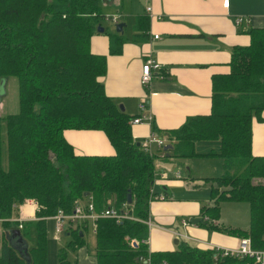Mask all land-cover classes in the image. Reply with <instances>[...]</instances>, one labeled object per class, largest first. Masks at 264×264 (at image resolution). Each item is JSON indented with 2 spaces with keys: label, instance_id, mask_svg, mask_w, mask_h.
I'll return each mask as SVG.
<instances>
[{
  "label": "trees",
  "instance_id": "obj_1",
  "mask_svg": "<svg viewBox=\"0 0 264 264\" xmlns=\"http://www.w3.org/2000/svg\"><path fill=\"white\" fill-rule=\"evenodd\" d=\"M101 3L0 0V81L13 76L17 84V111L0 115V264H45L46 218L58 208L68 212L75 202L89 200L95 211L124 208L138 218L94 220L95 264H257L250 257H214V249L184 237L173 249L148 250V227L142 220L154 195L156 160L215 155L224 173L205 177L211 202L200 206L203 221L196 224L248 236L253 247H264V155L252 154L250 146L252 121H261L264 110V26L247 28L248 42L232 46L228 71L211 75L207 113L187 116L173 129H156L151 121V129L171 145L161 148L160 155L142 149L131 133L132 115L104 92L105 56L89 48L104 17ZM145 19L139 16L133 24L142 37ZM107 34L109 52H119L124 37ZM64 129H99L113 153H75ZM198 140H217L218 148L197 152ZM28 198L35 200L36 209L34 218L18 228L26 243L18 250L8 241L10 225L17 228L18 222L8 218ZM224 199L247 202L246 228L212 222ZM87 224L83 220L64 228L67 248L82 244ZM56 259L57 264H73L64 248L57 250Z\"/></svg>",
  "mask_w": 264,
  "mask_h": 264
},
{
  "label": "crops",
  "instance_id": "obj_2",
  "mask_svg": "<svg viewBox=\"0 0 264 264\" xmlns=\"http://www.w3.org/2000/svg\"><path fill=\"white\" fill-rule=\"evenodd\" d=\"M223 1L102 2L101 11L104 15L115 16L117 21L125 23L120 32L124 41L117 53L109 52L107 32H114V29L112 21L106 16L100 19L102 30L94 32L89 39L90 50L105 56V73L100 77L104 92L117 104H122L123 110L132 116L138 113V102L145 98L146 109L156 129H173L179 127L187 116L207 113L210 109L211 75L228 71L232 46L248 42L247 28L264 26V0H226V5ZM239 14L246 15L248 21L240 25L235 24L234 16ZM139 16L146 17L144 37L141 36L142 32L138 33L133 29V24ZM147 58L158 62L159 67L152 69L151 79L144 86L140 83L139 76L141 64ZM150 130L151 125L145 120L131 125L132 136L137 141ZM62 134L75 153L96 155L113 153L106 135L99 129H64ZM159 136L164 138V134ZM198 141L194 144L195 149ZM213 142L214 144L209 147L196 151L204 153L217 150L218 141ZM250 146L252 154L264 155V110L261 121H252ZM156 161L164 163L165 160ZM162 165L166 166L165 163ZM164 167L158 166L160 171L152 185L153 193L161 195L162 198H151L148 202V215L158 225L148 229L146 238L148 250L173 249L176 243L173 242L175 235L172 230L184 233L190 238L189 242L195 241L203 247L209 244L236 245L239 236L226 231L208 229L196 223L188 222L186 225L180 223L182 218L200 216V206L210 204L209 182L205 180L206 176L201 175H187L181 182L177 179L184 176L182 173L179 171L177 175L174 171L167 173ZM161 171L165 173L163 177L159 176ZM199 182L206 187V191L194 189L199 186ZM187 190L197 192L187 194L185 193ZM220 202L217 223L227 227L243 228L234 222V219H227L223 215L221 218ZM20 213L31 218L34 210L28 211L25 207L18 206L16 214L12 217H18ZM87 223L90 224V221ZM1 235L0 223V241Z\"/></svg>",
  "mask_w": 264,
  "mask_h": 264
},
{
  "label": "rangeland",
  "instance_id": "obj_3",
  "mask_svg": "<svg viewBox=\"0 0 264 264\" xmlns=\"http://www.w3.org/2000/svg\"><path fill=\"white\" fill-rule=\"evenodd\" d=\"M107 0H102V2ZM102 4V3H101ZM103 22V21H102ZM17 111V84L16 79L13 76H8L5 80L0 81V115L6 113H13ZM213 141H198L196 143V149L201 150L203 147H209L214 144ZM195 149V150H196ZM186 161V163H184ZM160 162V163H159ZM221 158L218 156L210 157H187V158H174L170 157L165 159L164 164L162 161H156L155 168L158 173L161 168L164 167L167 173L177 172L182 173L178 181L183 182L187 175L189 176H215L224 173V169L221 164ZM176 170V171H175ZM264 180V178H262ZM264 182V181H263ZM199 186L194 188L197 190H205L206 187L199 182ZM197 190H187L185 193L193 194ZM184 194V193H183ZM221 218L234 219L233 221L239 224L241 227L246 228L248 225V205L246 201H228L223 200L220 202ZM14 215V214H12ZM188 218V217H187ZM9 220H14V217L10 216ZM14 224V223H12ZM18 224V223H17ZM12 228L13 226L10 225ZM46 230V259L45 264H57L56 254L58 249L64 248L66 250V258L73 264H95L94 259V231L91 224H87L82 230L83 242L75 249L66 247V243L69 240V236L64 232L60 234L54 231V220L50 217L45 221ZM143 264V263H140Z\"/></svg>",
  "mask_w": 264,
  "mask_h": 264
},
{
  "label": "built area",
  "instance_id": "obj_4",
  "mask_svg": "<svg viewBox=\"0 0 264 264\" xmlns=\"http://www.w3.org/2000/svg\"><path fill=\"white\" fill-rule=\"evenodd\" d=\"M226 0L223 1V4L226 5ZM149 9V7H147ZM110 19L113 22H116L117 19L115 16L108 17V15H104V17ZM234 23L237 25H240L242 22H247L248 17L246 15H235L234 16ZM159 67L158 62L147 58L144 60V62L141 64L140 67V76L139 80L140 83L144 86H146L150 79L152 74V69H157ZM138 113L133 115L129 122L130 124H136L143 120L148 121L149 124L151 123L152 119L150 116V113L146 109V100L145 98H142L138 102ZM165 139L156 134L155 131L152 129L150 132L144 136L140 141V145L143 150L148 151L151 153L154 151V149L159 152L160 155H162L163 152H161L162 146L165 144ZM165 173L161 171L159 173V176L163 177ZM175 175H177V172H175ZM150 191H153L152 187L150 188ZM152 198H162L161 195H153ZM25 205L31 206V209H36V202L32 198L25 199V201L18 205L20 207H24ZM122 207H125V203H122ZM123 210H118L113 207H106L101 211H95L93 208L92 201H87L86 204H83L82 202H75L72 209L68 212L63 211L62 209L58 208L55 213L51 214L49 217L54 220V231L57 234H60L64 231V228L68 224H75L77 222H81L83 220L90 221V224L93 227V230L95 228L94 220L97 217H111L114 218L116 221L122 219V218H130V219H138L134 217L133 215L129 214L122 208ZM34 215L31 218L23 216L21 213L18 217H15L14 219L18 222L17 228L21 226V222L27 219H33ZM203 218L206 219V216L204 215ZM149 228L158 226L148 215L145 219L142 220ZM213 223H216V220H212ZM180 223L182 225H186L188 223V220L185 218H182L180 220ZM172 233L175 235V237H184L186 239H190L187 235L184 233L179 232L178 230H172ZM146 241V240H145ZM195 242V241H193ZM198 244V243H196ZM206 247H209L211 249H214V257L216 255L219 256H235V257H250L253 259V261L257 264H264V247L256 248L251 245L250 238L248 236H241L238 237V242L234 246H217V245H207ZM143 264H147L146 260H143Z\"/></svg>",
  "mask_w": 264,
  "mask_h": 264
},
{
  "label": "water",
  "instance_id": "obj_5",
  "mask_svg": "<svg viewBox=\"0 0 264 264\" xmlns=\"http://www.w3.org/2000/svg\"><path fill=\"white\" fill-rule=\"evenodd\" d=\"M124 22L123 21H116V22H113L112 23V26H113V29L114 31L116 32H121L122 31V27L124 26ZM96 29L97 31H101L102 30V27L100 25H97L96 26ZM118 106L122 108V104L118 103ZM138 144V143H137ZM170 144L169 143H165L163 146H162V149L163 150H167L168 148H170ZM86 194V192H85ZM126 201L129 202L130 201V194L129 192L126 194ZM188 222L190 223H197V222H200V221H203L202 217L200 216H190L187 218ZM81 232H79L80 234ZM8 241L14 246L16 247L18 250H20L21 248L22 249H25L26 248V243L24 241V239L22 238L21 236V233H20V230L18 228H11L9 230V235H8ZM173 242L174 243H177V238L174 237L173 239Z\"/></svg>",
  "mask_w": 264,
  "mask_h": 264
}]
</instances>
